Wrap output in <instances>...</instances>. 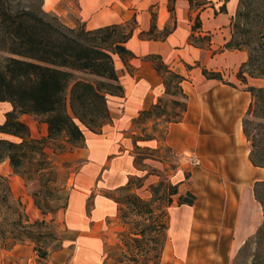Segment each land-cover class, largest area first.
I'll return each mask as SVG.
<instances>
[{
    "label": "trees",
    "instance_id": "obj_1",
    "mask_svg": "<svg viewBox=\"0 0 264 264\" xmlns=\"http://www.w3.org/2000/svg\"><path fill=\"white\" fill-rule=\"evenodd\" d=\"M189 1L191 7L203 3L201 0ZM227 1L223 0L220 11L226 10ZM17 2L0 0V50L8 54L0 67V102L7 101L12 106L4 113L0 123V163L7 159L13 171L25 177L27 173L38 174L44 168V147L48 143L57 140L59 136H64L73 144L81 140L85 142V129L99 132L102 125L111 120L108 97L123 92L115 69L114 55L118 54L125 61L134 54L126 47L131 27L123 40L115 37L117 29L127 23H114L93 29L84 27V23L69 27L41 8L21 5V0ZM230 25L231 37L222 49H243L247 52V59L241 63L234 77L251 94L241 122L242 132L249 144L248 158L254 166L264 169V85L249 83V78L264 79V0H241ZM198 26L200 21L197 17L195 27ZM192 39L196 41L197 38L192 36ZM146 58L153 62L155 70L163 79L164 96L159 97L150 108L142 110L135 123L139 126L143 120L153 117L156 120L163 119L166 124L162 138L164 141L169 123L180 121L187 109V94L181 86L185 77L170 68L160 55H148ZM78 73L95 77V81L77 76ZM202 73L207 78L223 81L233 87L239 86L225 79L221 71L203 67ZM166 102L179 110L168 112L171 107L167 105L165 108ZM23 114L41 116L47 126V135L31 137L28 125L20 119ZM137 137L141 140L156 139L154 136L143 137L141 133ZM145 157L139 155L138 159ZM139 181L131 178L117 190V195H112L119 210L128 202L119 198L120 193L132 185L136 186ZM178 185L179 182L171 185L167 193L166 209L173 203L175 195H178V205L193 204L194 196L190 192L186 200H182V196L179 198ZM253 195L263 212V221L255 236L261 241L264 239V178L255 181ZM131 200L139 204L137 215L144 220L147 214L152 215L146 201L136 196ZM143 205L146 210L141 209ZM22 207L21 201L14 198L8 179L0 174V226L21 227L23 231L18 241H35L32 228L39 222L30 223ZM162 215L165 213L160 212L159 219L153 218L149 223L142 222L141 227L129 237L130 242L140 247L148 231L151 234L150 240L156 249L159 248L158 252L151 258L138 251H119L113 264H150V261L152 264H160L163 252L161 241L167 235L169 225V214L168 221H163L160 218ZM5 231L0 229V241L1 247L8 249L16 240L7 241L2 236ZM130 242L125 241L124 245L128 248ZM118 248L122 249L120 246ZM110 258L109 254H105L103 264H110Z\"/></svg>",
    "mask_w": 264,
    "mask_h": 264
},
{
    "label": "crops",
    "instance_id": "obj_2",
    "mask_svg": "<svg viewBox=\"0 0 264 264\" xmlns=\"http://www.w3.org/2000/svg\"><path fill=\"white\" fill-rule=\"evenodd\" d=\"M58 1L52 0L46 6L44 0L45 11L54 9ZM201 1L198 7H191L189 0H78L79 19L88 29L132 20L126 47L134 56L124 61L118 54L114 55L123 92L108 97L111 120L103 124L99 132L85 129V145L79 149L84 161L75 174L67 210L71 206L77 214L83 213L87 218L90 202L91 220L82 226H71L75 233L73 247L63 264H103L108 232L103 229V233L95 234L90 232V227L117 216L119 205L112 195H117V190L131 178L141 182L153 176L147 169L151 159L139 160L138 156L145 155L142 151L157 141L137 139L140 131L135 123L142 110L164 96L163 79L153 62L146 58L148 55H160L170 68L185 77L181 86L187 94V109L180 121L169 123L164 142L178 153L211 140L228 148L237 180L247 184L250 180L262 179L259 176L264 174V169L250 162L245 150L246 138L238 123L240 111L245 110L251 100L250 92L239 85L234 75H231L232 81L238 83V87L207 78L202 73L203 67L222 73L226 69L237 70L247 59L246 50L222 49L231 37L230 23L239 0H228L225 11L219 10L223 0ZM197 17L200 26L195 27ZM205 36L208 39H198ZM249 83L263 86L264 79L249 78ZM0 103L5 104L1 123L4 113L12 106L7 101ZM208 131L214 133H205ZM244 198L251 203L250 195L243 189L240 188L237 195L229 191L233 210L238 211ZM185 213L186 217L179 222V205L171 204L168 208L169 225L161 264L173 259L185 262L192 255L187 224L191 215ZM166 248L168 257L164 260ZM65 253L62 247L55 252V259L60 260Z\"/></svg>",
    "mask_w": 264,
    "mask_h": 264
},
{
    "label": "rangeland",
    "instance_id": "obj_3",
    "mask_svg": "<svg viewBox=\"0 0 264 264\" xmlns=\"http://www.w3.org/2000/svg\"><path fill=\"white\" fill-rule=\"evenodd\" d=\"M240 1L237 8L240 6ZM15 4H18L17 0ZM20 4L30 5L35 9L41 8L44 11L46 8L44 0H21ZM46 12L57 17L66 26L83 25L79 19L78 0H59L54 9ZM131 25H133L132 20L118 28L115 37L123 40ZM7 55L0 50V67ZM235 72L233 68L223 70L224 78L233 80L232 76ZM77 76L95 81V77L89 75L78 73ZM69 89L70 85L67 92ZM167 105L171 107L168 110L170 113L179 110L170 102L164 103L165 108L168 107ZM4 106V103H0V119ZM246 109L240 111L239 124ZM20 119L28 125L31 137L41 138L47 135V126L41 116L27 114L20 116ZM234 124L236 128L237 120ZM165 127L163 119L156 120L154 117L143 120L138 126L143 137L154 136L157 141L142 151L151 159L147 163V169L153 176L148 181H139L136 186L132 185L120 193L119 198L128 202L121 206L116 217L90 227V232L95 234L103 233V229L108 232L105 254L111 256L109 263H114L119 251L133 253L138 251V253H146V256L151 258L158 252L159 248L156 249L154 242L150 240L151 234L148 231L140 247L130 242L129 237L141 227L142 222L149 223L153 218L159 219L160 212L165 213L160 218L168 221V209L165 207L167 193L171 190V185L179 182V198L182 196V200H186L190 197L189 192L194 196L192 205L179 204V222L186 217L185 212L191 215L187 218V224L190 230L189 246L192 255L185 262L173 259L163 264H264V239L258 241L255 237L263 221L262 207L254 200L255 181L250 180L245 184L237 180L228 148L213 144L211 140L207 141L209 142L207 144L204 142L183 152L173 151L162 139L166 131ZM205 133L211 135L214 132ZM245 144V150L247 149L249 154V144L246 139ZM84 145L83 140L73 144L64 136H59L57 140L44 147L46 152L44 168L38 174L27 173L25 177L15 173L7 159L0 163V174L8 179L13 196L21 201L28 221L39 222L32 228L36 236L35 241L30 239L18 241L23 231L21 227L4 224L0 226V229L6 230L2 236L7 241L16 240V243L8 249L2 248L0 241V264H63L69 259L75 236L71 226H82L91 220L90 202L87 206V218L83 213L77 214L71 206L67 210L68 195L73 187L75 174L84 161L83 156L79 154V149ZM194 159L198 160V163ZM259 178L263 179L264 174L262 173ZM240 188L250 195L251 203L244 198L243 205L241 204L236 211L230 203L229 191L237 195ZM134 196L146 201L149 206L147 208L152 210V215L144 216L145 220L136 214L139 204L131 200ZM177 196H173L172 204L175 207L178 204ZM144 206H141L142 210L147 209ZM176 214L177 211L173 213V222ZM239 217L241 218L238 219ZM166 238L167 235L161 241L163 248ZM125 241L130 242L131 246L127 248L124 245ZM119 246L122 249H119ZM62 247L66 253L57 260L55 252Z\"/></svg>",
    "mask_w": 264,
    "mask_h": 264
},
{
    "label": "bare ground",
    "instance_id": "obj_4",
    "mask_svg": "<svg viewBox=\"0 0 264 264\" xmlns=\"http://www.w3.org/2000/svg\"><path fill=\"white\" fill-rule=\"evenodd\" d=\"M51 1L52 0H46V6H49L50 4H51ZM183 216V215H182ZM167 248H166V250H165V253H164V256H163V259L165 260L166 259V257H167Z\"/></svg>",
    "mask_w": 264,
    "mask_h": 264
},
{
    "label": "built area",
    "instance_id": "obj_5",
    "mask_svg": "<svg viewBox=\"0 0 264 264\" xmlns=\"http://www.w3.org/2000/svg\"><path fill=\"white\" fill-rule=\"evenodd\" d=\"M194 161L198 163V160L194 159Z\"/></svg>",
    "mask_w": 264,
    "mask_h": 264
}]
</instances>
